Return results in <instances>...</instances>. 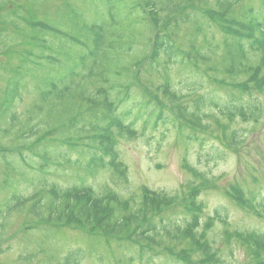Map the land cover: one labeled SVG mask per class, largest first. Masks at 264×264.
Returning <instances> with one entry per match:
<instances>
[{"label": "rangeland", "instance_id": "374dc122", "mask_svg": "<svg viewBox=\"0 0 264 264\" xmlns=\"http://www.w3.org/2000/svg\"><path fill=\"white\" fill-rule=\"evenodd\" d=\"M216 1L0 0V264H69L71 254L73 264H264V253L247 243L264 235V55L250 53L233 74L227 49L238 42L235 22L264 21V0H243L226 18ZM160 32L172 37L180 61H151ZM96 36H104L101 47ZM106 54L128 64L121 81L131 83L110 91L113 114L72 94L94 92L81 82ZM127 90L130 98L120 96ZM205 97L217 105L198 110ZM249 103L260 105V117ZM236 107L248 112H222ZM151 108L166 123L146 121ZM72 113L79 114L77 133L69 128ZM118 117L127 129L135 125L126 136L113 134L125 178L91 169L88 160L106 138L94 136ZM77 187L131 209L160 195L142 221L156 223L160 234L145 246L150 255L134 256L140 246L134 236L125 240L129 230L119 238L70 222L37 228L40 213L61 200L57 193Z\"/></svg>", "mask_w": 264, "mask_h": 264}, {"label": "trees", "instance_id": "16d2710c", "mask_svg": "<svg viewBox=\"0 0 264 264\" xmlns=\"http://www.w3.org/2000/svg\"><path fill=\"white\" fill-rule=\"evenodd\" d=\"M218 1V2H217ZM218 4V10L221 14H218L221 18H226L229 14L233 13L234 8L239 5L243 0H217ZM138 6V4L136 5ZM202 14L206 15L207 13L202 12ZM262 18H255L253 21H251L250 25L242 26L239 23L235 22V25H233V29L240 35H238V42L236 40L232 41L230 44H228V50L232 52L231 58L228 60V67L229 70L233 72V74L239 73L242 70H244L247 66L244 65V62L248 60L249 54L254 52H259L262 55H264V21L260 22ZM153 22V21H152ZM184 22H189V18H185ZM235 26V27H234ZM236 26H240L242 30H238ZM97 37V44L99 47L103 45L104 40L103 37ZM120 38V37H119ZM247 40L250 44L242 45L243 40ZM40 45V44H38ZM247 46V47H245ZM155 50L152 56L151 61H153L154 64L159 63L160 56H165L166 59H168V65L173 64L175 62L180 61V52L174 45V41L172 37L169 35L163 34L162 32L158 33V39L155 43ZM249 48V49H247ZM125 52V51H124ZM212 55L215 52V50L211 51ZM99 55V54H98ZM226 55H229L226 52ZM194 58H196L194 56ZM191 56L187 58L188 61L191 62ZM96 60V59H95ZM97 61V60H96ZM93 64V67L89 69L88 76L81 82V83H89L91 84L94 89V92H89L88 94L83 93L81 95H77V91L73 92L72 94L75 95V98L77 96H81L79 99L83 103L89 102V104L93 105V107L103 106L104 109H107L110 114H113L114 111L117 109L114 107L112 103H110V91H115L116 89H122L125 88L126 84L130 82H122L123 79V67H128V64L124 60H122L121 57L119 58H111L107 54L104 55L100 60ZM111 64L117 67V70L113 72V69L111 67ZM264 64V61L261 63ZM153 65V64H152ZM253 68V67H252ZM250 68V69H252ZM262 69V68H261ZM259 73V72H258ZM80 85V82L78 83ZM78 85V86H79ZM57 85L53 86V90L50 94H48L49 99L53 97V92L56 91ZM131 86V83L127 85L125 89ZM197 87V84L196 86ZM164 88V87H163ZM168 88V87H167ZM201 89L200 86L197 88H194L195 91H198ZM170 88L164 89V94L168 95L171 91H169ZM193 91V90H192ZM120 96H125L126 98H130V96L133 93H128V90L126 92L119 91ZM78 99V100H79ZM73 101L71 100L68 105H70ZM202 104L197 108L198 110L201 109V107H204L205 105H217L216 100L213 98L202 100ZM92 107V108H93ZM219 108V107H218ZM129 108L128 111L126 110L123 113L124 117H127V113L130 111ZM235 109V107H234ZM233 109V110H234ZM150 109L148 115L150 116L149 119L146 121L150 122L152 120V117L161 116L160 118H156V123L161 121L166 123L164 113H159L156 108ZM183 110V108H182ZM181 109H179V112L181 114V117H186V114L188 113L186 109L182 112ZM249 112H251L252 117H260L262 113V109L260 105H257L256 103H249L248 109ZM76 111V109H75ZM222 111V110H220ZM243 107H236L235 113H232L226 108L223 113H228L230 116L234 117L237 113L245 115L246 112ZM74 113V112H73ZM69 117L72 121L69 125H71L69 128L71 131L76 132V126H77V120L78 115L73 114ZM116 114V113H115ZM196 115V114H195ZM94 116V115H93ZM180 116V115H179ZM119 118V117H118ZM256 120V119H255ZM114 125L116 126H108L107 129H104V127L101 126L100 133L96 134L94 137H106L105 141L101 142L102 149H94V153L90 156H88V160L90 161V168L91 169H98V168H104V169H111L113 170L114 176L118 175V177L125 178V170L122 168L121 160L117 159L118 154L116 151V143L113 139V134L117 131H119L121 136H126L131 132H135L134 128L135 125H129V129L126 128L125 124L123 123V120L119 118V120L114 119ZM146 128L150 125V123L144 124ZM133 127V128H131ZM131 128V129H130ZM113 129V130H112ZM102 133V136H100ZM112 138V140H111ZM45 155L46 157L51 158V155L55 156L54 153L50 154L47 151H42V153L39 154V156ZM106 159H111L110 161H106ZM94 160H98L94 166H92V162ZM60 192V191H58ZM56 193V192H55ZM62 193V192H61ZM64 197H62L60 194L57 193L56 198L59 200L58 203H49V209L47 216H43L46 209L40 213L38 216L41 221H39V224L37 228H40L42 226L46 225H54L53 228L59 229L62 228L63 225L66 223H71V225L75 226L76 228H82V229H93L96 228V230H99L100 234H103L106 237H112V236H118L119 238L122 237V233L125 230H129V236L126 241L131 242V239L136 237V243L140 247L138 248L139 251H137L136 258L145 257V253H147V256L150 255V251L145 248L147 244L151 241L152 237H155V235H160L159 230L157 228V224H153L152 222H145L144 227L142 226V221L147 217H150L152 215V210L156 207L158 203V197H160L159 202H161L162 197L160 195L153 196L151 198H147V201L141 202L137 208H132L129 206V202H123V201H117L112 206V203H107L106 198H99L96 199L94 193L91 192V190L88 188H82L77 187L73 189H67L63 193ZM64 198V199H62ZM241 205L247 206L248 201L241 198ZM162 204V203H161ZM58 206V209H57ZM107 212V213H106ZM224 222H226L225 219L221 218ZM60 222V223H59ZM52 225H51V224ZM59 223V224H58ZM140 232H136L135 229L141 228ZM64 228V227H63ZM166 229V228H165ZM190 233L193 232V227L191 225H188V228ZM130 230H134L131 232ZM170 230V229H169ZM171 231V230H170ZM176 231L179 233V236L182 235V233H185L184 230L181 231L179 227H177ZM194 233V232H193ZM189 234V233H188ZM186 234V236H188ZM169 236L172 237V234ZM177 236V237H179ZM176 237V238H177ZM247 243L256 251L258 254L264 253V235L255 233L252 238H247ZM253 250V251H254ZM72 256L71 254L68 258L69 264H73L72 262ZM208 258L210 256L209 252L207 253ZM79 262L78 260H75ZM74 261V263H75Z\"/></svg>", "mask_w": 264, "mask_h": 264}]
</instances>
